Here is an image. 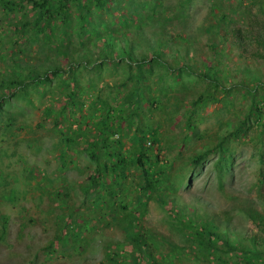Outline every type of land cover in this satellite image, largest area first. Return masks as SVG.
<instances>
[{
  "label": "rangeland",
  "instance_id": "obj_1",
  "mask_svg": "<svg viewBox=\"0 0 264 264\" xmlns=\"http://www.w3.org/2000/svg\"><path fill=\"white\" fill-rule=\"evenodd\" d=\"M216 2L224 8L238 9L231 17L232 26L242 30L246 49L230 29L221 33L228 36L227 40L222 39L223 43L206 30L212 22L208 16ZM121 6H127L120 11L123 20L119 11L108 13L91 7L90 21L94 29L90 39L82 44L77 35L74 5L66 24V35L61 23L50 42L15 29L16 23L33 17L29 9L18 8L11 12L0 3V85L21 69H37L42 73L58 66L67 72L69 57L59 54L54 42L70 46L76 58L82 54L89 61H95L101 35H108L112 29L121 31L119 35L124 36L134 30L133 25L123 27L125 18H130L137 9V13L144 15L148 11L144 20L145 25L152 23L145 27L151 34L148 38L155 44L165 38L167 41L160 49L172 65L177 68L175 59H185L192 71L181 77L162 69L148 73L144 84L147 102L134 111L122 109L116 118L111 115L108 121L111 125L115 123V128L110 136L108 132L106 135L110 137L108 145L122 144L123 153L128 157L139 152L138 145H133L132 141L137 129L158 134L159 144L148 141L147 146L152 148L150 157L158 156L154 169L167 172L169 192L165 193V198L174 199L168 202L175 212L162 208L154 199L138 203L139 188L144 182L137 167L127 169L118 180L116 199L111 201L105 188L99 185L89 194L85 192V186L92 185L90 176L96 165L90 161L83 143L76 141L77 150L71 153L67 169L60 158L61 152L66 150L61 134H68L69 126H87L91 132L88 138L95 139L99 132L93 129L92 117L98 116L94 112L95 100L98 96L108 99L110 91L118 97L127 95L132 90L131 85L123 84L133 69L121 63L116 66L113 62L98 66L99 60L89 72L79 69L80 96L74 101L71 99L74 78L66 74L53 78L50 73L53 80L39 85L25 74L29 84L15 95V90L0 87V93L6 96L0 113V264H110L106 248L127 240L123 225L111 218L115 209L116 217L121 220L126 214L121 211L123 206L140 213V232L154 239L151 254L160 262L202 264L197 255L204 253L196 250L194 254L189 250L190 243L185 236L188 231L185 233L176 215L180 212L185 220L198 223L204 216H210L209 219L227 224L235 231L233 239L246 237L245 242H248L249 236H264L245 213L252 208L264 213V167L258 149L260 129L256 119H245L250 101L239 91L243 81L249 83V76L264 80V49L257 43L259 34L264 33V12L258 0H239L238 3L237 0H116L111 9ZM239 12L247 16L236 15ZM159 25L164 26L161 34ZM252 26L256 30L250 37L248 30ZM181 34L188 35L189 41L182 40ZM136 39L135 34H129V42L119 45L121 49L126 48ZM214 42L219 44L218 49H213ZM120 47L116 46V50ZM148 52L151 51L144 45L136 50V55ZM209 62L217 66L214 76L229 93L220 91L222 101L219 103L194 105L209 87V81L197 79L194 72L199 74ZM62 78L72 87L64 88ZM155 98L160 100L158 105L151 103ZM113 102L116 107L117 99ZM56 119L64 122L65 127L55 126ZM242 120L245 121L242 131L234 132ZM149 133L147 138L151 139ZM221 141L229 147L224 158L222 151L216 149ZM202 153H207L206 158L195 165L194 157ZM112 178L108 172L110 183ZM62 228L63 235H69V241H57ZM261 242L257 237V244Z\"/></svg>",
  "mask_w": 264,
  "mask_h": 264
},
{
  "label": "trees",
  "instance_id": "obj_2",
  "mask_svg": "<svg viewBox=\"0 0 264 264\" xmlns=\"http://www.w3.org/2000/svg\"><path fill=\"white\" fill-rule=\"evenodd\" d=\"M115 1L116 0H0V3L11 12H15L18 8L29 9L28 12L29 14L32 13L31 15H33V17L30 19L26 17L27 20L25 22L20 21L16 23L15 29L21 33L26 31L27 35L31 34L32 37H39L50 42H53L51 40L53 39L54 32L57 30V26L61 25V23L65 26L64 29L62 28V32L66 35V24L70 20L71 8L74 5L77 10V17L75 19L79 31L77 35L83 44L90 39L94 29L93 23L90 21L92 20L90 18L92 12L91 7L96 6L108 13L119 11L121 19H124V16H122L120 11L123 9L126 10L127 6H121L119 9L112 10L111 5L114 4ZM238 1L239 0H237V3ZM258 4L264 12V0H258ZM224 7L225 6H221V4L217 2L212 6L211 12L208 16V20L212 22L207 26L208 28L206 30L212 36H217L219 43H223L222 39L227 40L228 36L224 37L221 33L230 29V31H234L230 33H234L235 39L242 46L245 37L242 35L241 29L232 26L234 23L231 19L232 15L237 13L238 9L231 6ZM238 8H241L239 4ZM138 10L139 9H137L130 18H125L123 24V27L133 25V31L130 30L124 36H120L119 34L121 31L111 29L108 32V35H101V47L98 48L97 60L89 61L85 58L86 56H82V54L76 58L74 57V52L71 51L70 46L66 47L58 42H54V47L59 48L58 53L65 57H69L67 72L60 69L58 66L54 67V69L49 72L45 71L42 73L37 69H21L16 73L13 72L11 76L6 77L0 87L3 89L8 88L10 91L15 90L13 93V95H15L17 90H23L29 84L25 78V74H27L34 83L39 85L50 83L53 78L61 77L62 74H66L69 78H74L71 82L74 85L73 88H71L72 86L70 84L63 81L65 78L61 79V83L64 88L72 89L71 99L74 101L75 98L80 96L78 91L79 88H77V71L79 69L82 68L84 71L89 72L98 60L100 61L98 66H102L104 62H113L116 66L118 63H121L125 68L129 70L133 69V73L129 74L128 81L123 84L124 86L131 85L132 90H130L127 95H120L118 97V94L115 95V93L110 91L108 93V99L103 96H98L97 100H95L93 105L96 110H94V112L97 113L98 116L92 117L95 125V128L93 129L99 131L98 135H95V139L90 140V138H88L90 137L91 132L87 130V126H69V133L65 134L62 132L61 134L64 139L63 141L66 143V150L61 152L60 158L63 162L64 169H67L69 165L67 162H71L72 159V157H70L71 153L77 150L75 148L77 144L76 141H78V143H83L84 150L88 154L90 161L96 165L94 173L90 176L92 185L85 186V192L89 194L93 187L96 188L99 185L101 188H105L106 194L109 196L108 199L111 201L117 195L115 192V184L117 186L120 185L118 180L127 173V169L137 167L141 171L144 182L139 188L138 203L140 204L143 199H146L147 201L149 199H154L162 208L174 213L175 210H173V207H171L168 202L169 200L172 202L174 199L171 197L165 198V193L169 192V186L166 184V181L168 180L167 172H161L158 171V169H154V166L158 162V156L150 157L149 153L152 148L147 146L148 141L153 145L159 144L158 134L154 132L151 135L149 132L146 133L140 128L137 129L136 133L132 136V141L134 143L133 145H138L139 152L137 155H130L128 157L123 153L122 144L117 147L114 146V143L108 145L110 137L106 135V132H108L110 136L115 128V123L111 125L108 121L111 115H114L116 118L115 115L121 114L123 111L122 109L128 111L131 109L134 111L143 103L147 102V99L144 98V84L147 80L146 76L148 73L157 69H162L167 73H171V75H176L175 73H177L176 76L181 77V75L191 73L192 71L191 66L185 61V59L182 61L179 58L175 59L178 66L177 68L172 65L168 60V56L160 49V47H162L167 41L165 38H160V40L156 41V44L148 38L151 34L146 32L149 30L147 28L145 29V27L152 25V23L149 25L144 24L148 11L144 12L146 14L144 15L143 13H137ZM25 15L27 16L28 13ZM236 15H240L241 17L247 16L245 12H239V14ZM142 22L144 25H142ZM158 29V33L161 34L164 31V26L159 25ZM255 30L256 28L254 26L249 28L248 31L250 37L251 33L253 34V31ZM129 34H135L137 39L130 42L128 47L121 49L119 44L123 45L124 43L129 42ZM179 37L184 41H189L188 35L182 36L181 34ZM259 37L260 40H258L257 43L264 49V33L263 36L259 34ZM144 45L151 52H148V54H139L137 56L136 50H139ZM116 46L120 47L119 51L116 50ZM213 47V49H218L219 44L214 42ZM242 47L245 49L247 48L245 45ZM216 68L217 66L215 64L213 65L212 62H209L204 65L202 72L199 74L194 72V76L197 79L209 81L208 89L193 102L194 105H201L206 102L219 103L222 101L221 98H219L220 91L229 93V89L222 87L223 84L214 76ZM97 69L100 71L102 70L101 68ZM50 73L53 75V78L49 75ZM248 80V84H245V81L240 84L239 91H241L245 97H248L250 101L245 119H256L255 121L260 129V134L258 136V146L260 147L258 149L261 156V166L264 167V80L257 76H249ZM112 89L113 88H111V90ZM5 98L6 96L0 93V113L2 112V103ZM116 99L118 103L115 107L112 102H116ZM159 101L158 98H155L151 103L158 105L160 103ZM99 105L101 106L100 108H98ZM70 110L73 111L74 107L70 108ZM244 124V120L240 121L237 124L238 128H235L234 132H239V130L242 131L241 128ZM55 126L65 127L64 122L59 121L58 119L55 120ZM148 133L151 135V139L147 138ZM118 142L119 141L117 140L116 144ZM158 149L159 151H162V149ZM216 149L222 151L223 158L224 154L229 151V147L225 141L219 142ZM67 150L69 152H67ZM206 156L207 153H202L197 157H194L192 162L195 165H200ZM108 172L113 176V182L111 183L108 179ZM105 176L106 183H103L102 180H104L103 177ZM98 200H100V198H98ZM115 211L116 210L113 209L111 218L113 221L119 222L123 225L127 240H125V243H117L115 245L109 244L106 248V259L110 264H142V262L145 264H172L167 261L160 262L152 256L150 246L153 245L151 242L154 239L144 237L141 234L139 229L141 219L139 215L140 213H133L130 211L129 207L123 206L121 207V211L126 214L121 220H119L116 217ZM245 213L247 217L256 224L261 235H264V213L259 212L254 208L246 210ZM176 215H178L180 226L184 229L185 233L188 231L185 236L190 243V252L194 253L196 250H199L204 253L197 255L202 264H264V236H258L255 234L254 236H249L247 238L248 242H245L246 237L233 239L232 235L235 231H231L227 224H220L213 219H209L211 218L210 216H204V218L197 223V221L192 219L185 220L186 217L182 212L177 213ZM64 219L65 217L62 218L63 223L66 224ZM223 226L226 227L223 228ZM64 232L65 230L62 228L61 235L58 236L57 241H69V235L64 236ZM257 237L262 239L260 245L257 244ZM159 238H163V236ZM53 244L54 242L52 243V246ZM113 246L115 247L114 249H112ZM130 260L132 262H129Z\"/></svg>",
  "mask_w": 264,
  "mask_h": 264
},
{
  "label": "clouds",
  "instance_id": "obj_3",
  "mask_svg": "<svg viewBox=\"0 0 264 264\" xmlns=\"http://www.w3.org/2000/svg\"><path fill=\"white\" fill-rule=\"evenodd\" d=\"M118 177H120V176H118ZM103 179H104V180H102V182H103V183H106V176L103 177Z\"/></svg>",
  "mask_w": 264,
  "mask_h": 264
}]
</instances>
